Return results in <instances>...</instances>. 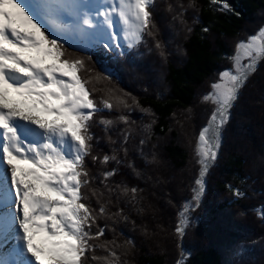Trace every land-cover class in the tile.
I'll return each mask as SVG.
<instances>
[{"label":"snow or ice","instance_id":"1","mask_svg":"<svg viewBox=\"0 0 264 264\" xmlns=\"http://www.w3.org/2000/svg\"><path fill=\"white\" fill-rule=\"evenodd\" d=\"M209 6L233 12L227 0H209ZM154 8L155 0H0V264H129L126 257L135 248L134 240L107 239L108 222L129 220L120 206L122 199L143 212V189L115 177L122 176L123 166V174L139 179L159 163L154 150L145 151L154 119L142 125L131 155L128 147L136 139L128 113L133 108L151 117L154 113L110 83L100 90L105 95H92L98 90L87 84L93 79L110 82L115 69L98 60L103 72L82 79L79 73L91 57L73 56L68 48L104 50L115 60L143 45L166 62L169 53L157 38ZM166 8L186 32L192 31L185 20L189 9L199 22L197 0H177ZM209 30L201 28L202 33ZM227 59L230 67L219 71L200 97L208 115L195 139L190 196L176 212L178 238L194 222L192 213L207 191L223 128L240 90L264 61V23L251 34L237 36ZM86 70L93 72L91 67ZM118 125L123 127L113 139L110 133ZM101 139L109 152L96 150ZM89 165L98 167L94 172ZM97 180L100 189L94 187ZM161 182L160 177L154 179ZM226 187L235 199L246 195L237 185ZM260 218L264 219V206ZM142 231L148 234L147 226ZM242 250L238 247L234 254ZM186 254L182 250L175 264H187Z\"/></svg>","mask_w":264,"mask_h":264},{"label":"trees","instance_id":"2","mask_svg":"<svg viewBox=\"0 0 264 264\" xmlns=\"http://www.w3.org/2000/svg\"><path fill=\"white\" fill-rule=\"evenodd\" d=\"M227 2L232 6V13L213 11L209 6V0H197L200 5L199 22L194 21L193 10L189 9L185 13V20L192 28L190 33L187 32L183 43L187 52V61L182 65L167 62L169 64H167L166 74L170 80L169 85H171L169 96L162 97L161 93H158V96L152 93L139 97L143 104L141 107H150L156 117L152 125V134L155 132L156 134H153V142L151 145L148 142L145 151L154 150L158 157V148H161L162 144L168 162L175 171L166 173L162 168L163 177L161 164L151 165L147 176L153 177V180L147 179V176L139 178L140 181L146 183L144 184L138 178L123 174L127 172V169L121 166L122 176L115 177L116 181L124 178L129 186L137 185L143 189L140 194L143 196L140 203V207L144 209L143 212L138 213L135 205L131 203L125 205L122 199L120 206L125 208L129 220L108 222L114 231L111 232L110 229L106 233L107 239L115 236L117 241L129 238L134 240L135 248L126 257L129 264H175L184 249L190 254L185 256L187 264H226L225 251L227 248L234 253L240 245L243 250L238 255L239 259L234 260L235 264H264V219L260 218L261 206H264V61L260 62L257 71L249 77L245 86L240 90L242 95H239L234 103L235 110L232 120L228 126L226 123L227 127L223 129V146L219 150L220 160L217 159L215 166L211 169L212 175L208 177L207 191L200 206L192 213L196 219V223L192 224V229H194L190 232L188 227L185 234L186 238L190 239L189 243H185L181 251H178L180 248L177 245L181 244L174 238L177 208L183 199L190 196L189 185L196 171L192 148H188L189 145L186 148L179 143L182 134L181 120L185 121L183 117L186 113L190 115L186 124L192 133L191 137L194 138L208 115L207 106L201 103L200 97L216 74L230 67L231 62L227 57L233 54L236 37L251 34L261 23H264V0H227ZM235 13H239V16ZM172 16L173 13H170L171 21H173ZM172 26L176 30V24L173 23ZM203 26L209 27L208 33L201 32ZM159 30L160 27L157 28V38L166 45V37ZM151 46L152 41L149 39L148 47ZM145 49L148 51L147 47ZM68 52L73 56L84 57L80 52L70 48ZM154 52L155 57L157 54L155 50ZM88 61L94 62L92 59ZM143 62H146V59H143ZM125 69H128V74H132L133 68L125 65ZM85 72L87 77L96 74L94 70L92 73L87 70ZM80 73L81 77L86 79L82 70ZM98 83L100 85L97 94L94 95L96 97L105 95L100 90L109 83L113 87L109 81L101 80ZM87 87L92 89L90 82ZM189 108L191 112L187 111ZM177 112L181 114L180 119L179 116L176 117ZM120 127L123 125H118L110 133L113 139H116ZM97 129V134L101 135L99 133L101 128ZM136 131L138 132V128ZM141 134V131L137 135L134 134L135 137L137 136L136 139L129 142L130 155ZM153 145H155L154 149ZM96 150L101 153L110 151L105 141L98 142ZM89 166L94 172L98 167ZM108 167L110 168L111 165ZM187 167L190 170L188 174L184 172ZM176 170H180L181 173L179 174ZM212 176L214 187L210 183ZM156 177L162 178L165 182L168 178L171 182L174 181L175 186L180 189L173 198L171 197L172 202L175 203L171 211L175 215H171L168 219H165L167 216L163 211L164 202L159 198L160 195L157 197V188L162 182L154 183ZM229 183L239 186L246 195L236 202L231 196L232 192L226 187ZM249 185L253 192L249 191ZM94 187L98 189L102 187L99 180L96 181ZM209 187L212 189L209 190ZM251 196L253 197L250 198ZM113 199L115 202V198ZM251 201L256 204V211L247 208ZM260 201L263 203L260 204ZM93 203H95V198H93ZM259 204L260 207H258ZM242 219L246 221L245 227H248L249 231L253 230V233L244 234L239 231V221L242 224ZM142 226H147L148 234L142 231ZM139 234L143 235L144 239L146 236L152 238L142 241ZM156 236L159 241L154 243L152 248L154 250H152L149 242H154ZM140 243L143 245L142 249H139ZM246 243H250L249 246H245ZM260 252H262L261 255L255 258Z\"/></svg>","mask_w":264,"mask_h":264},{"label":"rangeland","instance_id":"3","mask_svg":"<svg viewBox=\"0 0 264 264\" xmlns=\"http://www.w3.org/2000/svg\"><path fill=\"white\" fill-rule=\"evenodd\" d=\"M176 2H177V0L176 1L175 0H157L155 3V8L153 10V19L156 23V28L160 27L159 32L161 31V33L166 37V40H165L166 45L165 46H166L167 51L169 53V55H168L169 58H167L166 62H161L158 55L154 57V53H155L154 50L152 52L145 50V54L143 55V57H141L140 63L137 65H133V64L130 65V67L133 68V72L131 75L128 74V69H125V66L123 63V66L120 67V74H119L120 76H112V78H111L110 82L113 85V88L122 89L124 92L131 93L133 96L137 97L139 104L141 106L143 104L139 100V97L143 96V94L155 93L158 96L159 95L158 93H161L162 97L169 96L171 85H169L170 80H168L167 74H166L167 64H169L167 62H173L174 64L178 63L177 65H182L187 61L186 60L187 59V54H186L187 52H186L184 44H183L185 39H186L187 32L184 31L183 26L180 25L178 22H176V21L173 22L170 20L169 15L171 12L167 11V8H166V6L168 4H170V3L175 4ZM183 2L187 3V0H183ZM173 23L176 24V30H174V28L172 26ZM84 57H87V56L85 55ZM143 59H146V62H143ZM88 67H91L94 71H96V73L97 72L98 73L103 72V70H101L99 68V66L97 65V62H92V61L87 60L85 68L87 69ZM85 68L81 69V70L84 72L86 79H87V74L85 72V70H86ZM163 71H165V72H163ZM135 73H137V75H135ZM79 74L81 75V73H79ZM105 75H107V73H105ZM217 76H218V73L216 74L214 79ZM121 84H123V85H121ZM90 85L92 88H96L98 90L100 84L98 83L97 80L93 79L92 81H90ZM95 94H97V93L95 92L92 95H95ZM239 95L241 96L242 93L240 92ZM231 110H233V111L231 112V115L229 118L230 120H228L227 126L229 125V123L232 120V116H233V112L235 110V106H233V108ZM114 113L115 112L112 113L113 116H114ZM104 114L107 115L108 113L105 112ZM128 114L130 115V119L135 122L134 124L131 125L132 127H134L133 130H134L135 135H137L140 131L142 132V125L144 123L149 122V120H151V119H154V120L156 119L155 113H154V117H151L147 114L142 113L139 108H133L132 112L128 113ZM177 116H179V119H180L181 114L179 112H177L176 117ZM186 116L184 115V117H183L185 121L181 120V123H180V125L182 127V131H181L182 134L179 138V143L183 146H186V148L189 145L188 148H190V149L192 148V153H193L194 145H195V139H196L197 134H195L194 138L191 137L192 133H190V131H189L190 129H188V127H187L188 125L186 124L188 122V117H190V115L186 113ZM227 126H224V128H226ZM97 128H99V127L94 128L95 132H96V130H98ZM137 128H138V132L136 131ZM199 128H198V130H199ZM99 133L101 135H103L102 130H99ZM153 134L151 135V137L149 138V141H148L150 143V145L153 142L154 135L156 134V132L154 135ZM152 137H153V139H152ZM102 140L103 139H101L99 142H104V140L103 141ZM190 143H191V146H190ZM222 146H223V144H221V147ZM162 147H163V145L161 144V148H158V157H159L158 158V161H159L158 164H161V167H160L161 172H162V168H163L166 173L167 172L168 173H174L175 169H174V167H172L169 164L167 156H166V152ZM220 150H221V148H220ZM146 151H148V150H146ZM219 154H220V152H219ZM219 154H218V160H220ZM193 160H194V157H193ZM158 164H157V166H158ZM194 164H195V162H194ZM216 168H218V167H216ZM185 170L186 171H184V172L186 174L190 173L189 167H187ZM176 171H178L179 174L181 173L180 170H176ZM161 175L164 177L163 172ZM210 175H212V174H210ZM138 180L140 181V179H138ZM212 180H213V176L210 177V183H211L212 187H214V182H212ZM140 182H144V181L141 180ZM166 182H165V180H163L162 183L158 186L157 197H159V195H160L159 198H161V200L164 202L163 203V211L165 212V214L167 216V217H165V219H168L171 217V215L172 216L175 215L173 213V211H171V209L173 208V205L175 204L172 202L171 197L173 198L176 195L177 191L180 189L178 188V186H175L174 181L171 182L167 178ZM144 184H146V183L144 182ZM211 189L212 188L209 187V190H211ZM249 191L253 192L251 185H249ZM231 196H233V195H231ZM252 197L253 196H251L250 198H252ZM166 201H167V203H166ZM169 201H171V203H169ZM235 201L237 202L238 199H235ZM248 202H250V200ZM259 203L261 204L263 202L260 201ZM260 204L258 205V207H260ZM236 207L238 208L239 206L237 205ZM247 208H249V209L251 208V210L253 209L254 211L257 210L256 204H254L252 201L248 205ZM192 217H193V215H192ZM195 220L196 219H194V217H193V221H194L193 223H196ZM245 222L246 221L244 219H242V224L239 221V223H240V224L238 223L239 224V231L243 232L244 234L253 233L254 232L253 230L249 231V228L245 227V225H244ZM192 224L189 226L190 232L194 229V228L192 229ZM110 229H113V228L110 227ZM111 232H112V230H111ZM141 237H142V241H143V239H144L143 235L139 234L140 239H141ZM149 237L150 236H148V238H147V236H146V239H144V240L147 241L148 239L152 238V237L151 238H149ZM174 238H176V240H179V242L181 244V245H177L180 248L178 251H181L182 246L185 243H189V240H190L189 238H186V235H184L182 238H178L175 235ZM158 241H159L158 236H156L154 242L153 241L149 242L151 249L153 248L154 243H156V242L158 243ZM249 244L250 243H246L244 245L249 246ZM142 247H143V245L140 243L139 249H142ZM237 247H241V245L237 246ZM167 249H168V247H167ZM152 250H154V249H152ZM230 251L231 250H228V248L225 251V261L227 260V261H233L234 262V260L239 259L238 255H235L232 251L231 252ZM262 252H260L259 255L255 256V258L260 256ZM177 254H178V252H177Z\"/></svg>","mask_w":264,"mask_h":264}]
</instances>
